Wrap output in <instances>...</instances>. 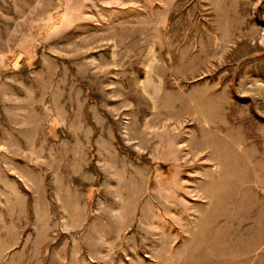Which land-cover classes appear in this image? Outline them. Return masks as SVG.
<instances>
[{
  "label": "rangeland",
  "instance_id": "obj_1",
  "mask_svg": "<svg viewBox=\"0 0 264 264\" xmlns=\"http://www.w3.org/2000/svg\"><path fill=\"white\" fill-rule=\"evenodd\" d=\"M0 264H264V0H0Z\"/></svg>",
  "mask_w": 264,
  "mask_h": 264
}]
</instances>
